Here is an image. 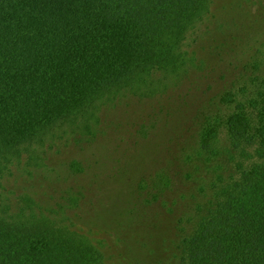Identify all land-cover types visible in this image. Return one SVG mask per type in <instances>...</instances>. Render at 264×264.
Masks as SVG:
<instances>
[{"label":"trees","instance_id":"obj_1","mask_svg":"<svg viewBox=\"0 0 264 264\" xmlns=\"http://www.w3.org/2000/svg\"><path fill=\"white\" fill-rule=\"evenodd\" d=\"M209 2L0 0V264H38L37 251L18 244L21 220L48 217L30 195L15 202L5 194L10 166L27 152L29 165L43 166L52 142L70 136L92 142L104 132V108L124 99L165 97L151 123H142V137L187 124L189 135L135 183L156 195L172 183H196L195 202L175 220V264H264V37L245 61L224 51L208 66L183 54ZM195 73L198 82L187 83ZM218 81L211 101L207 90ZM68 169L80 173L84 165L72 161ZM77 201L67 196L69 205ZM54 254L45 251L43 260L86 259L70 250Z\"/></svg>","mask_w":264,"mask_h":264},{"label":"rangeland","instance_id":"obj_2","mask_svg":"<svg viewBox=\"0 0 264 264\" xmlns=\"http://www.w3.org/2000/svg\"><path fill=\"white\" fill-rule=\"evenodd\" d=\"M204 18L192 30L193 39L180 50L203 59L208 66H213L224 51L247 60L264 37V0H210ZM196 76L198 73L189 75L187 83L198 82L193 79ZM223 82L212 93L207 90L211 101L216 100L213 96ZM166 98H129L122 105L104 108V132L92 142L77 144L72 136L71 142H52L43 166L29 165L27 152L4 173L1 183L11 200L17 202L20 195H30L38 203L37 209L48 213L40 223L21 220L19 230V246L35 249L31 255L38 264H47L45 251L60 255L67 250L86 257L80 264L178 261L175 220L195 202L196 183H172L159 195L146 188L139 191L135 183L139 173L147 175L163 166L172 148L178 150L189 135L187 124L182 131L178 127L153 130L151 137H142V123H151L149 114L166 104ZM72 161L82 162L83 171L71 173L68 165ZM67 196L75 197L77 203L69 205ZM136 201L138 205L132 207ZM63 206L67 208L65 215H51ZM27 235L32 236L29 239ZM11 239L9 236L6 241ZM50 263L61 264L57 260Z\"/></svg>","mask_w":264,"mask_h":264}]
</instances>
